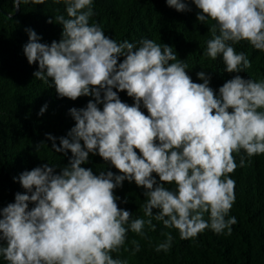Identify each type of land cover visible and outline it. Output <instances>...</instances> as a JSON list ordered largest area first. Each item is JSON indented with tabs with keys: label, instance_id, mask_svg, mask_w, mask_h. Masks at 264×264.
Masks as SVG:
<instances>
[{
	"label": "clouds",
	"instance_id": "clouds-1",
	"mask_svg": "<svg viewBox=\"0 0 264 264\" xmlns=\"http://www.w3.org/2000/svg\"><path fill=\"white\" fill-rule=\"evenodd\" d=\"M30 2L45 0H14V7ZM52 3L65 6L67 18L55 17L62 38L41 43L35 30L26 29L24 55L30 65L38 62L33 75L45 84L51 79L49 87L59 98L94 99L69 110L75 125L59 137L60 146L46 134L56 152L67 156L71 151L67 166L57 173L44 164L14 178L27 194L17 192L14 203L0 208V256L8 264H128L112 253L125 245L129 231L146 238L145 225L156 228L153 220L178 230L181 240L207 229L216 234L227 229L231 235L237 219H226L236 199L230 174L246 166L242 151L249 159L264 155V79L238 75L252 62L233 45L247 41L264 52V0H166L178 12L191 11L189 3H194L198 22L215 21L204 54L212 60L222 56L225 71L237 73L219 94L205 71L197 73L203 83L193 82L188 65L177 60L171 46L151 39L137 46L106 36L98 23H89L93 0ZM114 89L126 91L134 104L122 102ZM46 109L47 104L39 114ZM90 153L119 174L96 175L82 167ZM125 180L145 189L141 207L147 219H133L131 211L119 207L115 190ZM122 202L127 204V198ZM29 203L35 206L29 209ZM162 235L166 239L155 251L167 253L173 236ZM131 243L135 255L140 244Z\"/></svg>",
	"mask_w": 264,
	"mask_h": 264
},
{
	"label": "trees",
	"instance_id": "trees-1",
	"mask_svg": "<svg viewBox=\"0 0 264 264\" xmlns=\"http://www.w3.org/2000/svg\"><path fill=\"white\" fill-rule=\"evenodd\" d=\"M191 11L178 12L169 7L166 0H93L94 15L89 23H98L106 36L118 43L124 40L137 44L142 39L154 40L161 46L165 43L172 47L177 60H183L186 71L193 82L203 83L197 73L205 71L211 76L210 87L219 94L227 80L237 73H227L222 56L212 60L204 53L206 42L211 39L209 28L215 21L204 23L197 21L198 9L189 3ZM14 0H0V208L15 202L17 192L27 194L21 184L14 180L25 170L49 164L61 169L69 164L72 153L67 156L55 151L53 141L46 134L66 137L75 125L70 114L71 108H84L91 96H82L73 101L59 98L54 87H49L33 75L39 70L38 62L30 65L24 55V45L29 41L26 29H33L42 37L41 43L51 44L62 36V25L55 22L57 15L67 13L63 3L54 4L45 0L44 4L21 3L16 15ZM12 14L13 16H9ZM49 18L53 23L49 24ZM237 51L244 52L252 62V67L238 73L245 79H264V52L254 49L247 41L233 45ZM120 57L118 62H123ZM176 62V61H172ZM114 91H118L114 89ZM122 102L134 104V99L127 92H119ZM47 104V109L40 115V110ZM102 110L103 105H98ZM147 115V109L141 105ZM44 142L39 151L36 145ZM83 143V141H81ZM139 154V150H137ZM246 166L238 167L234 174L235 203L228 217L234 216L237 224L232 226L231 235L225 229L223 234H216L211 229L205 230L196 238L181 240L176 229H167L162 222L153 220L155 230L145 225L146 238L129 231L125 245L119 252H113L114 259L127 260L128 264H264V155L247 158ZM240 155H236L239 164ZM92 168L94 174L118 170L105 162L98 154H89V162L82 165ZM156 176L155 173H153ZM157 181L159 177L156 176ZM174 189V185H166ZM145 189L135 182H123L122 188L115 190L120 197L121 209L131 211L132 218H144L141 205L145 202ZM127 198L128 203H123ZM35 205L29 203V209ZM158 210L153 209L156 214ZM208 219V214H205ZM170 232L173 236L172 247L165 253L156 252V245L166 237L162 233ZM132 240L140 244V251L132 255ZM127 248L129 251H125ZM0 264H8L0 256Z\"/></svg>",
	"mask_w": 264,
	"mask_h": 264
},
{
	"label": "water",
	"instance_id": "water-1",
	"mask_svg": "<svg viewBox=\"0 0 264 264\" xmlns=\"http://www.w3.org/2000/svg\"><path fill=\"white\" fill-rule=\"evenodd\" d=\"M19 9H20V7L18 8V9H16V13L15 14H13V15H16L18 12H19ZM9 16H13L12 14H8Z\"/></svg>",
	"mask_w": 264,
	"mask_h": 264
}]
</instances>
